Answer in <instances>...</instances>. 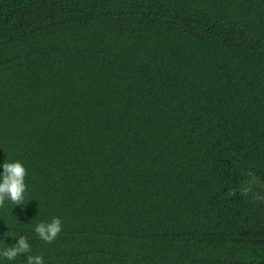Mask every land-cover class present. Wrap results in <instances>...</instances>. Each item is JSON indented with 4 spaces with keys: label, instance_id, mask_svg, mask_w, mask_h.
<instances>
[{
    "label": "trees",
    "instance_id": "trees-1",
    "mask_svg": "<svg viewBox=\"0 0 264 264\" xmlns=\"http://www.w3.org/2000/svg\"><path fill=\"white\" fill-rule=\"evenodd\" d=\"M14 160L27 190L0 206V249L25 236L44 264H264V0H0ZM54 218L44 242L33 229Z\"/></svg>",
    "mask_w": 264,
    "mask_h": 264
},
{
    "label": "clouds",
    "instance_id": "clouds-1",
    "mask_svg": "<svg viewBox=\"0 0 264 264\" xmlns=\"http://www.w3.org/2000/svg\"><path fill=\"white\" fill-rule=\"evenodd\" d=\"M26 174V168L18 160L0 162V206L11 202L15 206L24 207ZM33 230L39 239L51 242L61 232V222L54 218L50 223H37ZM29 251L30 244L27 238L19 236L10 247L0 249V264H4L5 260L12 262L18 255H26ZM26 260L27 264H44L40 255H26Z\"/></svg>",
    "mask_w": 264,
    "mask_h": 264
},
{
    "label": "rangeland",
    "instance_id": "rangeland-1",
    "mask_svg": "<svg viewBox=\"0 0 264 264\" xmlns=\"http://www.w3.org/2000/svg\"><path fill=\"white\" fill-rule=\"evenodd\" d=\"M262 201H264V198H261Z\"/></svg>",
    "mask_w": 264,
    "mask_h": 264
}]
</instances>
